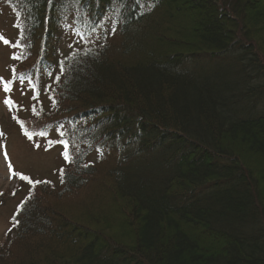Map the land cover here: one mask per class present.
<instances>
[{"label": "trees", "instance_id": "obj_1", "mask_svg": "<svg viewBox=\"0 0 264 264\" xmlns=\"http://www.w3.org/2000/svg\"><path fill=\"white\" fill-rule=\"evenodd\" d=\"M0 3L23 130L69 157L20 180L0 264H264V0Z\"/></svg>", "mask_w": 264, "mask_h": 264}, {"label": "rangeland", "instance_id": "obj_2", "mask_svg": "<svg viewBox=\"0 0 264 264\" xmlns=\"http://www.w3.org/2000/svg\"><path fill=\"white\" fill-rule=\"evenodd\" d=\"M15 23L10 6L0 3V243L4 242L11 217L29 188L20 182L21 177H27L24 181L28 183L55 181L65 152L56 134L41 135L35 131L29 139L23 130L22 121L47 104L43 90L36 93L24 81L9 85L16 63L13 58L18 35ZM5 85L10 90L6 91Z\"/></svg>", "mask_w": 264, "mask_h": 264}, {"label": "snow or ice", "instance_id": "obj_3", "mask_svg": "<svg viewBox=\"0 0 264 264\" xmlns=\"http://www.w3.org/2000/svg\"><path fill=\"white\" fill-rule=\"evenodd\" d=\"M5 43H7V41H5ZM5 90L6 91L7 90H10V86L9 85H5ZM6 103H11V101H6ZM25 135L28 136L29 139H31V137H32V134L31 133H28V132H25ZM41 135H43V134L41 133ZM50 143H52V142L50 141ZM63 155H64V157H65L66 160L69 159L68 154L66 152L63 153ZM21 178L22 179H27V177H21ZM41 182L42 181H37V183H41Z\"/></svg>", "mask_w": 264, "mask_h": 264}]
</instances>
